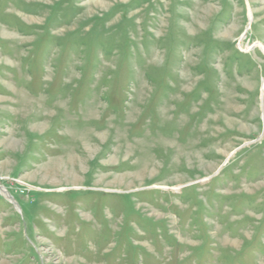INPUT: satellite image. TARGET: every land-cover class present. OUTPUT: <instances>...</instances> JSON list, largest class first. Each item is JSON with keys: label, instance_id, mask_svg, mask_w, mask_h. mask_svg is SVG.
<instances>
[{"label": "rangeland", "instance_id": "obj_1", "mask_svg": "<svg viewBox=\"0 0 264 264\" xmlns=\"http://www.w3.org/2000/svg\"><path fill=\"white\" fill-rule=\"evenodd\" d=\"M0 185V264H264V0H0Z\"/></svg>", "mask_w": 264, "mask_h": 264}, {"label": "bare ground", "instance_id": "obj_2", "mask_svg": "<svg viewBox=\"0 0 264 264\" xmlns=\"http://www.w3.org/2000/svg\"><path fill=\"white\" fill-rule=\"evenodd\" d=\"M263 50V49H262ZM0 193H2L7 199L9 198H12L10 195L6 194L3 187L0 185ZM12 200V199H10Z\"/></svg>", "mask_w": 264, "mask_h": 264}]
</instances>
